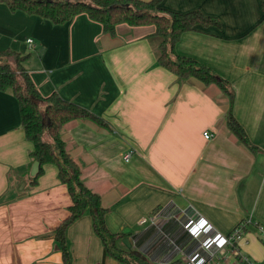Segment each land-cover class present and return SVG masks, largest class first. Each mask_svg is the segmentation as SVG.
Listing matches in <instances>:
<instances>
[{
  "label": "crops",
  "instance_id": "1",
  "mask_svg": "<svg viewBox=\"0 0 264 264\" xmlns=\"http://www.w3.org/2000/svg\"><path fill=\"white\" fill-rule=\"evenodd\" d=\"M150 1V0H142ZM171 12L199 10L221 28L185 33L176 46L226 80L234 115L258 152L227 126L229 100L217 85L184 83L157 65L153 27L121 25L106 34L87 15L63 25L0 3V53L28 56L32 81L47 97L58 93L106 121L68 123L62 131L84 183L110 209L113 233H125L143 258L133 264H188L194 240L177 220L199 216L207 244L251 220L240 253L264 262V11L260 0H164ZM27 39L36 47L30 48ZM205 133L213 135L205 138ZM33 145L22 127L17 98L0 91V264H65L55 230L71 197L46 165L30 192ZM133 152L129 162L124 156ZM21 180V181H20ZM157 215L156 224L141 221ZM160 223V224H159ZM70 264H123L104 257V245L85 215L67 231ZM119 247L131 253L121 241ZM211 264H239L229 249Z\"/></svg>",
  "mask_w": 264,
  "mask_h": 264
},
{
  "label": "trees",
  "instance_id": "2",
  "mask_svg": "<svg viewBox=\"0 0 264 264\" xmlns=\"http://www.w3.org/2000/svg\"><path fill=\"white\" fill-rule=\"evenodd\" d=\"M164 0H0L12 12H23L46 19L55 25H63L75 17L87 15L100 24L103 31L115 35L121 25L129 27H153V38L158 39L157 65L173 73L179 81L196 82L203 87L217 85L229 100L226 120L230 132L249 150L258 152L245 129L234 115L235 93L230 84L211 68L194 58L179 55L176 46L185 33L211 26L221 28V23L203 12L189 13L168 11ZM264 11V0H260ZM28 56L7 50L0 53V91H10L17 98L22 127L32 143V165L40 163L39 172L29 182L28 193L44 173L46 165L58 168V177L67 186L71 197L67 217L55 230V240L65 264H70L67 244L69 227L85 215H90L93 228L104 245V257L123 264H133L131 253L122 250L119 242L128 238L125 233H113L107 226L110 209L103 205L101 197L93 192L82 179V171L70 154L62 136L63 128L74 121H91L100 126L108 124L89 110L64 100L58 93L43 96L32 81L25 62ZM160 224V223H159Z\"/></svg>",
  "mask_w": 264,
  "mask_h": 264
},
{
  "label": "built area",
  "instance_id": "3",
  "mask_svg": "<svg viewBox=\"0 0 264 264\" xmlns=\"http://www.w3.org/2000/svg\"><path fill=\"white\" fill-rule=\"evenodd\" d=\"M27 44L30 48L36 47L33 39H27ZM212 137L213 135L210 133H205L206 139H211ZM132 155V151L126 153L124 156L125 162H129ZM158 220L159 217L155 215L143 219L141 224H156ZM177 220L186 229L190 237L194 240L201 241V243L197 244L195 249L187 255L188 264H211L216 257L225 256L229 249L232 250V254L237 258L239 264H264V262L254 261L250 257L240 253L239 243L246 233L247 226L252 222L251 220L240 223L228 236L214 235L211 237V242L209 244L205 243L199 236L201 234L200 227L203 223V220L199 216L182 213L177 217ZM260 239L264 243V227H260Z\"/></svg>",
  "mask_w": 264,
  "mask_h": 264
},
{
  "label": "water",
  "instance_id": "4",
  "mask_svg": "<svg viewBox=\"0 0 264 264\" xmlns=\"http://www.w3.org/2000/svg\"><path fill=\"white\" fill-rule=\"evenodd\" d=\"M39 168H40V163L39 162H35L33 164V166H32V169H31V176L32 177H34V176H36L38 174ZM122 242L126 245L127 249L131 252V254L133 256H136V257H139V258H143L142 252L132 249L133 245H132V243H131L129 238L124 239Z\"/></svg>",
  "mask_w": 264,
  "mask_h": 264
},
{
  "label": "rangeland",
  "instance_id": "5",
  "mask_svg": "<svg viewBox=\"0 0 264 264\" xmlns=\"http://www.w3.org/2000/svg\"><path fill=\"white\" fill-rule=\"evenodd\" d=\"M21 181V180H20Z\"/></svg>",
  "mask_w": 264,
  "mask_h": 264
}]
</instances>
